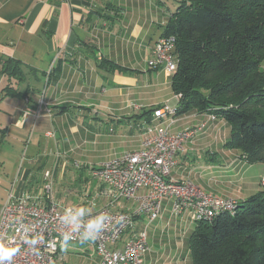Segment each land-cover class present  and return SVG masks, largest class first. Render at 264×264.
<instances>
[{
  "label": "crops",
  "instance_id": "obj_1",
  "mask_svg": "<svg viewBox=\"0 0 264 264\" xmlns=\"http://www.w3.org/2000/svg\"><path fill=\"white\" fill-rule=\"evenodd\" d=\"M176 8L163 0H0V164L7 165L8 193L25 191L42 201L49 184V197L60 207L94 211L108 203L89 167L139 150L148 129L160 123L148 111L177 106L173 73L147 65ZM203 124L176 153L170 178L220 199L243 201L257 193L264 164L248 165L241 151L225 146L231 134L225 121L189 110L176 114L168 129L175 134ZM20 151L25 159L13 170L12 157L18 161ZM44 161H52L51 168L40 176ZM52 189L75 204L61 202ZM146 192L139 189L135 199L109 207L131 213ZM144 224L137 218L134 230ZM161 224L175 225L179 239L158 241L154 252ZM195 225L188 213L172 215L171 201H163L160 217L148 225L142 264L166 254L191 264L188 240ZM59 251L66 264H99L91 241L61 244Z\"/></svg>",
  "mask_w": 264,
  "mask_h": 264
},
{
  "label": "trees",
  "instance_id": "obj_2",
  "mask_svg": "<svg viewBox=\"0 0 264 264\" xmlns=\"http://www.w3.org/2000/svg\"><path fill=\"white\" fill-rule=\"evenodd\" d=\"M162 36L174 38L176 114L225 121V146L264 164V0H178ZM235 201L233 212L196 223L191 264H264V190Z\"/></svg>",
  "mask_w": 264,
  "mask_h": 264
},
{
  "label": "built area",
  "instance_id": "obj_3",
  "mask_svg": "<svg viewBox=\"0 0 264 264\" xmlns=\"http://www.w3.org/2000/svg\"><path fill=\"white\" fill-rule=\"evenodd\" d=\"M173 49L174 38L160 36L152 49L148 67L174 73ZM39 115L37 111L35 116ZM175 115L176 109L170 107L154 111L152 117L160 123L148 129V136L139 150L125 152L89 167L90 176L102 186L100 195L106 197L108 203L91 211L85 220L101 213L111 216L104 230L91 241L99 264H142L141 256L149 250L148 225L160 217V206L165 200L171 201L172 215L188 213L194 223L209 221L221 212H233L236 208L235 199L209 196L189 181L176 182L170 178L176 153L196 133L193 128L171 134L168 128ZM73 167L81 168L78 163ZM49 175L47 172L44 177ZM259 185L264 190V176L260 178ZM49 189L50 185L46 184L45 200L42 201L37 195L25 191L17 193L11 189L0 208V254L10 253L11 264H66L62 262L59 251L63 244L61 234L65 231L61 218L71 208L60 207L54 202L49 197ZM139 189L147 192L131 213L111 211V203L133 200ZM137 218L145 219L144 227L139 231L134 230ZM125 233H129L127 241L122 247H117ZM78 241L79 237L75 236L70 243Z\"/></svg>",
  "mask_w": 264,
  "mask_h": 264
},
{
  "label": "rangeland",
  "instance_id": "obj_4",
  "mask_svg": "<svg viewBox=\"0 0 264 264\" xmlns=\"http://www.w3.org/2000/svg\"><path fill=\"white\" fill-rule=\"evenodd\" d=\"M163 1H166L167 2V7H169V9L171 11L173 10V8H175L177 6V3H178L177 0H163ZM263 64H264V62H263ZM204 127H205V124H203L202 126H199V127H195L194 128V130H196L195 135L197 136L203 130ZM15 154H16V152H15ZM0 155H2L1 152H0ZM18 156H19L18 161H16L17 159H15V156L14 155L12 157V161H13V164H14V165H12L13 166L12 167L13 170H16L18 168V166L22 165V162L25 159L24 158V156H25L24 155V152H22V151H20L18 153ZM241 157H242L243 161L245 163H247L248 165L253 164V163H248L247 160H245V156L242 155ZM84 162H86V161H79L78 163L83 164ZM0 163H1V161H0ZM51 163H52V161H50V162H48V163L45 164V161H44V164L45 165H43V167H41L40 169L38 167L40 176H42L44 174L45 170H50ZM6 169H7V165H4V167L2 168V166L0 164V208L2 207L4 201H5L6 197H7V194H8V191H7V188L8 187H6V185L4 184L5 179H6V176L4 175V174H6ZM259 188H260V190L262 189V187H260V185H259ZM53 191H54V189H52L53 196L55 194V197H57V199L59 198V200L61 202L67 201L71 205H74L75 204V203H73V198L72 197H69L68 194H67V198H66L63 195L64 192H60L59 193L58 191H56V192H53ZM156 231H157V233L155 234L156 242L154 243V246H152V249H153L152 251H154V252L157 251L158 248H159V242L158 241H161V243L163 242L164 244L167 245V244H169L170 240L173 241V238L174 237H177L179 239V237L177 236V234L180 233L179 232L180 230H176L175 225H171L170 227H165V226H163L161 224V225H159L157 227V230ZM149 232H150V229H148V233ZM150 245H151V243H150ZM160 258L161 257H159L158 259H156V257H155L156 262L154 264H180L178 262L179 259H178V261L176 263L174 261L175 260V257L173 255H171V254H169V255L166 254V255L162 256L161 259ZM160 260L162 262H160ZM144 264H151V263H146L145 262ZM188 264H189V262H188Z\"/></svg>",
  "mask_w": 264,
  "mask_h": 264
},
{
  "label": "clouds",
  "instance_id": "obj_5",
  "mask_svg": "<svg viewBox=\"0 0 264 264\" xmlns=\"http://www.w3.org/2000/svg\"><path fill=\"white\" fill-rule=\"evenodd\" d=\"M91 209L87 206H79L74 210H66L61 221L65 226V231L61 234L64 247H67L75 236L79 237L81 243L94 241L104 230L106 222L111 220V216L101 213L95 217H90ZM8 261L11 264V255L0 254V264Z\"/></svg>",
  "mask_w": 264,
  "mask_h": 264
},
{
  "label": "snow or ice",
  "instance_id": "obj_6",
  "mask_svg": "<svg viewBox=\"0 0 264 264\" xmlns=\"http://www.w3.org/2000/svg\"><path fill=\"white\" fill-rule=\"evenodd\" d=\"M4 255H5V256H10L11 254H10V253H7V252H5V253H4Z\"/></svg>",
  "mask_w": 264,
  "mask_h": 264
}]
</instances>
